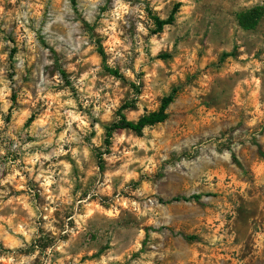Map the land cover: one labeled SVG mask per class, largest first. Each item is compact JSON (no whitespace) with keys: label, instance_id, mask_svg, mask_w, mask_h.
Listing matches in <instances>:
<instances>
[{"label":"rangeland","instance_id":"rangeland-1","mask_svg":"<svg viewBox=\"0 0 264 264\" xmlns=\"http://www.w3.org/2000/svg\"><path fill=\"white\" fill-rule=\"evenodd\" d=\"M128 2L130 11L118 22L122 46L96 32L102 25L83 7L88 0H81L82 11L95 22L87 45L71 26L53 24L30 46L16 19L26 10L21 0H0V69L10 90L0 101V180L7 181L0 184V264H264V0H163V7L160 0L155 6L152 0ZM45 3V19L55 17V0ZM175 4L173 23L159 30L154 17L166 18ZM89 70L96 78L85 83H94L100 100L90 98L85 107L76 82ZM174 87L164 121L107 136L122 116L137 120L157 110ZM65 90L91 130L81 132L73 123L80 140L64 144L67 155L43 162L45 170L59 164L55 173L61 161L71 165V187L60 182L69 191L56 199L57 184L46 192L43 177L36 179L41 163L26 157L59 147L67 124L58 104L68 97L51 98ZM105 101H118L109 119L102 118L103 107L94 114ZM69 147L79 150L80 164ZM88 210L93 215L80 221ZM20 226L35 228L30 239L15 231ZM214 235L223 239L212 244Z\"/></svg>","mask_w":264,"mask_h":264},{"label":"clouds","instance_id":"clouds-1","mask_svg":"<svg viewBox=\"0 0 264 264\" xmlns=\"http://www.w3.org/2000/svg\"><path fill=\"white\" fill-rule=\"evenodd\" d=\"M10 2L15 5L16 0H10ZM56 6H57V13L55 17L48 16L47 19H45V8L46 3L45 0H21V9L26 10H20L16 13V19L20 21V27L24 29V37H21V39H24L25 37L28 40V44L31 46L34 41L37 32H43L45 28L50 29L53 24L57 25V27L61 28H68L71 26L75 30L76 39L83 45L88 44V39L86 38V34L88 32L89 27L95 22V19L89 20L88 17H86L82 11L81 7V0H55ZM153 5L155 6L157 3V0H152ZM83 7H90L92 11L95 12L96 17L99 19V23L102 25L101 28L96 29V32H99L101 34L110 35L112 37V45L113 46H122V42L118 40L116 37L120 34L119 32V21L124 20L125 14H127L130 11V4L128 0H88V3L86 5H83ZM160 7H163V0H160ZM143 5H138L136 7V11L140 13V15L143 17L144 13L142 11ZM105 9H107L105 11ZM158 10V9H157ZM4 13V8L0 7V15ZM164 19L165 17H161ZM43 26V27H42ZM138 30L145 35H147V29L143 27V25H138ZM153 43L155 44V38H153ZM4 47V43L0 42V48ZM91 47H88L87 49H81V54L86 55L88 51H91ZM158 47L153 48V55L156 54L158 51ZM120 55L121 53H117ZM19 59V54L18 57ZM5 59V56H0V60ZM51 63V62H49ZM98 65V60L96 61ZM109 65L114 66L112 64V60H109ZM141 61H137V71L139 70V64ZM98 70V69H97ZM95 71L96 70H89L83 73V75L80 76L79 81L76 82V87L80 90L81 93V102L84 104L85 107H88V104L91 102L90 98H95L97 101L100 100V95L98 91H93L94 83L92 85H86V81L89 80L91 77L92 80H95ZM124 74L128 76L130 79H134L133 73L129 70H123ZM3 69H0V85H3V87H0V101L4 100V97L10 94V90L8 89V81L3 79L2 76ZM58 83H63V80L59 78V74L57 73L56 76ZM136 83H139V81H136ZM42 91V90H41ZM102 91V89H101ZM61 96H67L68 99L63 100L58 104V107L65 109L63 115L66 117V120L64 123L67 124V128L64 132H62L58 139L59 147L54 149L53 151L45 154L44 152H38L34 155H31L29 157H26V160L30 164H36L37 162L41 163V169L40 174L36 176V179L39 181L41 177H43V183L42 187L47 192L49 189V186L52 184H57L59 188V196L56 197V199H60L65 197V195L68 193L69 188H65L60 186V182H65L69 184V187H71V182L67 180V177L71 171V165L61 161L60 163L63 164V168L59 173H55L53 169L59 168L60 165H51L48 170H45L43 168V162L44 161H50L52 157L60 156V155H67L68 153L65 152L64 144L71 145L72 142L80 140V136L77 133L75 129H73V123L77 125V127L80 129L81 132L90 131L91 129L88 128L89 119L87 115H84L80 113L77 110V103L74 99L71 98V93L68 90H65L64 92H61L57 94L56 96L52 97L51 99L53 101H59ZM42 99H45L47 102L46 97H41ZM111 99V98H109ZM118 101H112L111 103H108L105 101L104 104H98L97 107L94 109V114L99 113V109L101 107L105 108V116L102 117L103 119H109L110 117V110L114 108L117 105ZM8 103H4L3 111L6 113L8 109ZM25 115H28V113H25ZM49 124H51L50 121H48ZM4 125L3 119L0 118V128H2ZM42 126V124H41ZM96 130L98 133H100L102 130L100 129L99 125H96ZM147 131V129H145ZM51 135V133L49 134ZM52 143V140L49 138L47 140L43 141V146L47 148ZM150 143V142H149ZM33 145H25V148L32 147ZM141 148H145L147 150V145L144 143L140 144ZM3 148H0V154H3ZM68 151L71 152V155L74 159L77 160V164H80V159L78 156L79 150L77 148L69 147ZM89 153L87 148L83 149V156L85 159H87ZM225 159L228 158V153L225 152L224 154ZM19 163V161H17ZM29 172L32 171L31 168L27 169ZM19 175V173H16ZM54 175H59V181L55 180L53 178ZM14 177L9 176L8 180H12ZM23 179V177L21 178ZM7 181L0 180V184L6 183ZM49 199H52L51 196H49ZM67 203L71 202V197H68L66 200ZM25 208H29L28 204L24 205ZM89 209H91V205L88 206ZM138 207V205H137ZM52 209H49L51 211ZM29 212L31 215H35V212L29 208ZM115 213L114 211L107 212L108 216H113ZM93 215L92 210L86 211L84 216H81L79 218L80 221L87 219L88 217H91ZM3 217H0V220H3ZM79 222V221H78ZM47 227L51 228L52 225L49 223ZM223 227V224H221V228ZM15 231L23 233V235L30 239L31 233L35 231V228H30L29 231H25L24 226L17 227ZM53 231H58L56 229H53ZM65 231H71L67 227L65 228ZM218 239H223L221 236H213L211 238V243L215 244ZM20 241H16V244H20ZM60 251L64 250V246L61 245ZM51 251V249H49ZM0 259H3L0 257ZM62 264V262H61Z\"/></svg>","mask_w":264,"mask_h":264},{"label":"trees","instance_id":"trees-1","mask_svg":"<svg viewBox=\"0 0 264 264\" xmlns=\"http://www.w3.org/2000/svg\"><path fill=\"white\" fill-rule=\"evenodd\" d=\"M177 8L178 4H175L169 15L164 19L154 17V22L159 30L162 29L163 26L173 23ZM254 24L255 22H252L250 27H252ZM176 92L177 87L172 88L170 93L161 99L160 106L157 110L144 113L137 120H128L122 116L118 121L114 122L108 127L107 136H110L112 131L118 129H129L135 132H140L145 126L164 121L167 118V107L174 100Z\"/></svg>","mask_w":264,"mask_h":264}]
</instances>
